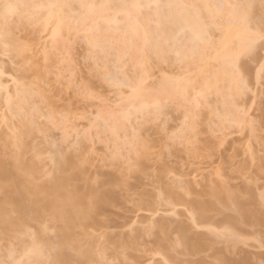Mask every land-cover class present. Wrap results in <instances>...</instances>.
I'll return each instance as SVG.
<instances>
[{"label":"bare ground","instance_id":"1","mask_svg":"<svg viewBox=\"0 0 264 264\" xmlns=\"http://www.w3.org/2000/svg\"><path fill=\"white\" fill-rule=\"evenodd\" d=\"M10 2L37 6L23 10L34 16V20L31 23L25 21L23 24L17 20L12 29L11 45L18 41L14 36L17 28L21 30L22 27L29 26L32 33H46L48 41L43 46V52L41 51L43 62L51 60L60 63L62 59H58V55L68 53L70 49L63 40L54 41L51 30L45 31L50 15L65 20V35L68 23L71 24L73 32L89 30L88 34L85 32L87 37L85 40L92 49L90 57L97 67L93 65L92 71L95 74L99 72V79L100 71L106 70L105 65L109 60L104 50L99 53L101 55H97L94 49L103 48L105 43L109 42L110 46L112 43L117 45L115 55L119 67L128 66L127 69L133 72V74L129 72L131 76H122L129 80L133 76L138 78V73L145 63L151 65L150 71L153 66L165 63L173 65L175 62L176 65V52H180L186 62L182 67L177 64L178 73L163 76L153 88L145 84L144 91L137 95L131 96L127 88L128 95L124 96L126 90L124 92L120 90L118 101L123 96L125 107L118 111H109L108 107L109 110L101 118V124L93 126L95 132H86V136L84 134L79 145L85 140L89 142L98 134L107 133L111 138L113 149L111 161L109 164L106 163L104 168L90 174L86 167L88 161L75 156L73 154L75 151L67 156L68 153L64 152L67 147L62 146L64 150L61 147L63 151L59 152L61 154L63 152V156L54 155L53 169L46 173L43 164L44 153L32 144L37 133L44 129L42 126L37 128L39 126L36 120L43 115L39 104L41 99L45 101L42 97L46 95L40 90L43 96L39 92L32 94L28 87L46 81L47 74L44 72L41 74L36 68L38 71L34 78L27 81L26 72L29 70L25 67L27 51L18 54L14 46L5 50L3 42H0V55H10L21 62L19 75L12 80L15 82L12 89L7 86L8 81H4L5 71L2 70V63L0 64L2 72L0 103L3 106L0 107L4 109L2 113L0 112V125L3 127L0 132V248H3V244L5 246V251L0 253L3 252L2 255L5 253V257L11 260L10 264H16L18 261H22L23 264L42 261L46 264L48 259L55 260L58 264H102L101 260H105L109 253L121 264H136L146 256H150L149 261L158 256L163 263L166 260L169 264H216V261H221L222 264H248L247 256L235 258L236 248L239 244L245 243L241 231L245 228L256 229L263 226L264 210L246 206L245 192L242 188L230 185V177H222L224 174L221 165L217 166L212 174H208L216 178L208 176L202 182L188 179L182 172L171 175L172 170L166 164L150 172L148 165L157 146L155 143L149 144L146 139L144 141L142 131L153 122H149L143 116L137 121L135 111L143 105L150 104L157 92L165 97L179 96L187 87L186 80L181 77L195 74L201 77L203 84L210 76L213 90L207 101L203 107L191 109L192 112L198 113L195 131L191 123L185 124L184 108L181 105H172L175 111L182 112L184 126L182 134L172 137L173 149H170L169 155L177 156L183 153L191 160L200 162L210 159L215 154V147L198 139L201 134L199 122L205 110L208 113L209 110L205 109L207 107H211V110L219 115V118L217 117L219 128L225 129L230 125L247 127L249 135L264 147V136L261 135L264 132V110L259 115L257 126L252 125L246 117L248 114L245 109L244 112L240 109L242 113L238 110L241 103L238 104V100L242 98L240 96L244 91L239 90L230 81L226 84L222 73L220 86L216 88L217 72L214 67L217 51H223L224 43L236 41L239 44L244 40L242 15L247 13L258 19L264 12V0H10ZM53 4L72 7L63 11L47 7ZM82 5L84 7H81ZM228 5L240 7L229 8ZM144 6H150L151 11H146L145 13H148L146 15L143 13L142 16L141 9L143 11ZM55 26L53 20L50 28ZM90 30L91 32L94 30V33L91 34ZM209 30L214 47L208 46L198 38L202 32ZM165 49L171 53L170 60L165 58ZM97 65H101L100 69ZM248 66L247 63L245 80L249 77ZM149 78L150 76L146 77L145 83ZM113 80L118 83L121 79L115 77ZM227 108L232 111L227 112ZM128 109H132L134 113L131 122H126L123 115ZM52 118V115L48 116V119ZM60 122L61 120L58 124ZM56 123L57 118L54 121L55 125ZM114 129L117 131L114 132ZM63 132L62 139L65 143L68 138L66 132L64 130ZM159 133L161 134L160 131ZM222 141L224 140L221 139L220 144ZM176 145H182V151L175 149ZM245 154L248 160L233 168L232 173L245 175L249 182L254 183L256 176L264 171V157H258L251 148H247ZM233 155H228L224 164L231 166L235 157ZM252 168L255 169V175H251ZM147 178L151 179L153 184L151 190H147L142 183ZM243 187L245 190L250 189L247 183ZM135 188L137 189L134 190ZM135 191L138 192V198L133 200L131 195ZM159 203L167 207V211L173 215H177V208H183L185 219L154 220L152 217L157 212L155 206ZM128 204L130 208L127 209ZM257 204L264 207L261 199L257 200ZM108 209L119 213H125L130 209L134 213L150 212L151 215L146 218L147 225L140 231L127 237L115 238L113 232L105 231L110 219L103 212ZM96 229L101 230L98 237L94 236ZM31 234H35L42 245V254L36 252L29 254L32 247ZM216 241L225 244L224 249L215 248ZM110 244L112 248L109 247ZM208 252H211L209 256ZM209 257L211 261L208 260Z\"/></svg>","mask_w":264,"mask_h":264},{"label":"rangeland","instance_id":"2","mask_svg":"<svg viewBox=\"0 0 264 264\" xmlns=\"http://www.w3.org/2000/svg\"><path fill=\"white\" fill-rule=\"evenodd\" d=\"M144 8L149 9L150 6H144V12L141 9L142 14L146 11H151L150 9L145 10ZM147 13H145V15ZM118 16L117 18L120 21L121 16H119L120 18ZM142 16H144V14ZM30 29L31 27L25 26L22 27L21 30H18L17 28L14 31V36H16V39H18V41H22L29 45V49L26 52V56L28 57V59L25 64V67L29 69L26 72L27 81L32 80L35 76L36 71L38 70H40L41 74H43V72L47 74H44L47 76V79H45L46 76L44 77L46 81L43 80L44 82L40 81V84H33L28 87L30 93L32 94H36V92H39L42 94V96L43 93L44 95H46V97H42L45 99V101L41 99V103L39 104V107L42 110L41 114L43 115H41V117L36 120V122H38L37 125L39 126L36 127L41 128L40 126H42L44 127V129H42L43 131H41L39 134L37 133L36 139L33 140L32 144L34 147H39L40 150L43 151L42 153H44L43 156L45 158H43V164H45L44 171L46 173H49L53 169V156H61L63 152L61 154L59 151H63L64 148L67 147L66 151H64L65 153H68L67 156L69 155V153L75 151L73 153L75 154V156L83 157L88 161V164L86 165L87 170L90 174H93L95 171L110 163L113 151L111 147V138L107 133H105V135H94V139L92 138L93 141L90 140L89 142H87V140H85L80 145L79 141L84 138V134L86 136V132H95L93 126L96 124H101V118L106 114L105 112H107V110L110 109L109 111H111L116 109V105L120 103V101H118V92L120 91V89L116 87L109 88L108 84L103 83V81L99 79V72L97 71L98 73L95 74L92 71L94 64L92 60L93 58L91 59L90 57L92 55V53L90 52L91 47L88 46L86 40L83 38L84 36H86L85 32L87 33L88 29H81L77 32H72L74 42L70 45V52L68 51V53L58 55V59H62V62L60 63H56L51 60H46L45 62H43V56L41 54V51L43 52V46L46 45L48 41L46 38V33H40L41 35L37 33H32ZM93 31L94 30H92L91 32L90 30L91 34L94 33ZM108 44L111 43H105L103 48L97 47L94 49L95 51H97V55H101L99 53H101V50H104L106 58L109 60V62L106 63L107 65H105V74L112 76L113 79L116 77L121 80L124 79L122 76H131L133 72L127 69L128 66L123 68L119 67L116 62L115 54L117 45L115 46L113 45L114 43H112V45L110 46ZM256 55V60L248 63L249 77L247 76L248 78H246V81L248 83V88L251 89V91H244V95L242 94L240 96L242 98H239L238 100V104L239 102H241L238 106L239 112L245 109L244 111H246V114H248L246 116L247 119L254 126H257L259 115L264 110V102H262L261 99V89L259 87L258 82V72L260 67L259 61L261 56L264 55V53L257 52ZM20 63L21 62L19 59L12 58L10 55H0V64L4 68H2V70L5 71V73L3 71V78L4 81H8V83L6 84L10 89L13 88V85L15 83L12 80L19 75V69H21V66L19 65ZM173 65H168V63H165L159 66H153L151 68V72L153 74L150 76L149 79H147L145 84L149 85L150 88H153L163 76H169L178 73L179 69L177 68V64L175 65L174 62ZM94 66L95 68H97L96 65ZM100 66H98L99 69ZM129 72H131V74H129ZM86 87H88L90 90H88V88L86 90ZM102 88L103 95L105 97H111L112 103L111 108L109 107V109L108 107L105 108L102 105H99L97 100H93L90 97L86 98L87 92H89V94L93 92L100 93ZM124 90H126L127 93L125 91V94L123 95H128L127 87L122 91L124 92ZM42 101L45 103H43ZM48 104H50V106ZM0 106H2V104ZM205 109L209 110V114L205 110V114L201 118L202 120H200L199 122L201 134L199 135L198 139L202 141V143H209L210 146L215 147V154H213L210 159L202 160L200 162L191 160L188 156L184 155L183 153H179L177 156L169 155V151L173 149V147L171 146L172 137L175 135V138L177 135L182 134L184 126V118L182 117L183 114H181L182 112L180 110L175 111L171 106L169 116L167 117V136H163L159 133V130L157 129L154 122L150 125L145 126L142 131L144 132V141L146 139L149 144L155 143L157 146L153 150L154 157L148 165L150 172L159 168L161 165L166 164L172 170L171 175H175L177 173L182 172L186 174V177L188 179L194 180L195 182H202V180L204 181L206 179L205 177L211 176L208 174H212V171H214L217 166L221 165L224 174L222 175V177H230V185H232L233 187L242 188V190L245 192L244 196L246 200V206L264 210V207L259 206L257 204V200L260 199L261 193L264 192V171L256 176V181L254 183L249 182L247 176L245 175H236L232 173L233 168H235L242 161L245 162V160H248L245 154L247 148H251L256 152V155L258 157L263 158L264 147L259 145L257 141L249 135L247 127L241 128V125H230L228 128L225 129L219 128V115L215 114L213 110H211V107H207ZM3 110L4 109L0 107L1 113ZM229 111L232 110L230 108H227V112ZM206 113L208 114V117ZM49 115H52L53 118L48 119ZM54 118L55 120L57 118L56 125L54 124ZM60 120L62 123L60 122L61 124L59 123V125L58 121ZM161 127H163V125ZM2 130L3 127L2 125H0V132ZM63 130L66 132V136L68 138L67 141L64 137V140L66 141L65 143H63L64 141L62 139V136H64ZM261 135L264 136V132L261 133ZM221 139H223L224 141H222V143L220 144ZM62 146H64V148ZM61 147L63 150L61 149ZM175 149H177L178 151H182L183 146L176 145ZM233 154L235 155V157ZM70 155H72V153ZM228 155H233L234 157L231 166H227L226 164H224V161L226 160ZM193 162L195 163L193 164ZM254 173L255 169L253 170L252 168L251 175H255ZM211 177L212 179L216 178L213 175ZM142 183L144 184V187L147 190H151L153 188V184L151 183V179L149 178L144 179ZM246 183L249 184V190H245L243 187ZM136 189L137 188H135L134 190ZM137 193L138 192L135 191L133 193L134 195H131V198L133 200H136L138 198ZM155 207L157 209V212L156 214H154V217H152L154 220L159 218H166L169 220L185 219V216L183 215L185 212L184 209L181 207L177 208V215H173L172 213L168 212L167 207L160 203L157 204ZM128 208H130V204H128L127 209ZM122 213L110 209L105 210L103 212V214L110 219L107 223V228L105 229V231L113 232L112 234H114L115 238H117L118 236L127 237L129 235L134 234L135 232L140 231L144 227V225H147L146 218L150 217L151 215L150 212L134 213L130 211V209L127 210L125 213ZM218 230L222 231L220 228H218ZM241 232V236L245 243L238 245V247L236 248L237 254L235 255V258L240 259L247 256L249 260L248 264H264V225L256 229L245 228L242 229ZM100 233L101 230L96 229L94 231V236L98 237ZM2 247L3 248H0V251H5L4 244ZM109 247L112 248L111 244L109 245ZM214 247L217 249H224L225 244L216 241L214 243ZM2 253L3 252L0 253V261L7 260L8 257H5V253L4 255H2ZM210 253L211 252H208V256L210 255ZM104 259L105 260H101L102 264H121L118 260L111 257L110 253ZM148 259H150V256L143 257L136 264H157V262H159V264H164L158 256H155V258L153 259L154 261H149ZM208 260L211 261L210 257ZM9 261L11 262L10 259Z\"/></svg>","mask_w":264,"mask_h":264},{"label":"snow or ice","instance_id":"3","mask_svg":"<svg viewBox=\"0 0 264 264\" xmlns=\"http://www.w3.org/2000/svg\"><path fill=\"white\" fill-rule=\"evenodd\" d=\"M37 7L34 5H24L20 3H13L10 0H0V42H3L5 50L10 46H14L18 54H22L29 49V45L22 41H17L15 45H11L13 36V26L17 24V20L23 24L25 21L31 23L34 20V16L28 12L23 11L26 8ZM44 7V6H39ZM50 9H64L71 8V5H48ZM81 7H84L83 5ZM224 7V6H219ZM229 8H237V5H228ZM55 20V28H50V24ZM241 27L244 33V40L241 43L232 41L223 44V51H217L215 57L216 64L214 67L217 72V82L215 87L219 88L220 74H223V79L227 84L229 81L234 84L241 91H251L248 88V83L245 80L246 65L249 62L256 60V53H264V12L258 19H254L247 13H244L241 17ZM65 20L62 17L53 18L51 15L49 21L46 22L45 31L51 30L53 33V40H63L66 46H70L73 41L72 26L67 24V35L64 33ZM87 39V37H83ZM204 43L210 47H214V41L210 39V30L202 32L198 37ZM91 44V41H89ZM165 58L171 59V53L165 49ZM176 63L183 66L186 62L185 57L180 53H175ZM260 67L258 72V82L261 89V99L264 102V55L261 56L259 61ZM151 65L145 63L137 76H133L131 80L124 78L118 83L113 80L112 76L105 74L103 70L100 71V78L103 83L108 84L109 88L116 87L121 91L127 87L130 90V95L134 96L144 91L145 79L147 76H151L153 73L149 70ZM2 75V72H0ZM186 80L187 87L177 97L168 96L165 97L160 93H155L152 98V102L148 105H143L140 109L135 111V118L140 121L141 117H145L149 122H154L157 129L163 136L168 135L167 117L169 116L170 107L172 105H181L185 112V124H192V129L195 131V121L197 114L192 112V108L199 109L204 106L207 101V97L213 90V85L210 76L201 83V77L193 74L188 77H181ZM90 87V86H89ZM97 100L99 105L105 107H111V97H105L103 95V88L100 93H86V98ZM124 105V97L121 96L120 103L116 105L115 110H120ZM147 108V112H145ZM126 122H131L134 113L132 109H128L126 113H123ZM163 125V127H161ZM114 132L117 130L114 129ZM261 202L264 203V192L260 195ZM227 231V230H225ZM32 247L29 249V254L36 252L42 254V245L39 243L35 234H31ZM0 264H10L9 260L0 261ZM16 264H23L22 261L16 262ZM32 264V262H30ZM35 264H45V262L37 261ZM46 264H58L57 261L48 259ZM159 264V262H157ZM164 264H169V261H164ZM216 264H222L221 261H216Z\"/></svg>","mask_w":264,"mask_h":264}]
</instances>
